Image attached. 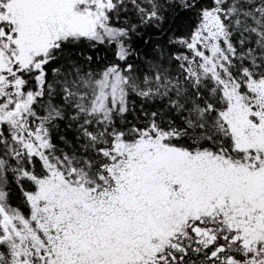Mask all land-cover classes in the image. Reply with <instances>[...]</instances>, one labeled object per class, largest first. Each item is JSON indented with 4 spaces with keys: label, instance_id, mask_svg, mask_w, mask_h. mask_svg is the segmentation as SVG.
<instances>
[{
    "label": "snow or ice",
    "instance_id": "snow-or-ice-1",
    "mask_svg": "<svg viewBox=\"0 0 264 264\" xmlns=\"http://www.w3.org/2000/svg\"><path fill=\"white\" fill-rule=\"evenodd\" d=\"M0 264H264V0H0Z\"/></svg>",
    "mask_w": 264,
    "mask_h": 264
}]
</instances>
